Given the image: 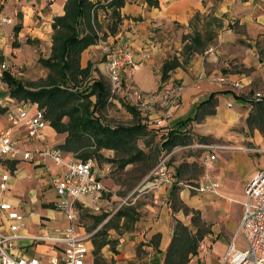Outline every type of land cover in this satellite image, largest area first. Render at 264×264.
Instances as JSON below:
<instances>
[{
  "label": "crops",
  "instance_id": "crops-1",
  "mask_svg": "<svg viewBox=\"0 0 264 264\" xmlns=\"http://www.w3.org/2000/svg\"><path fill=\"white\" fill-rule=\"evenodd\" d=\"M64 2L65 0H0V18L2 16L13 18V22L3 23L0 20V59H4L8 56L7 53L13 51L17 54L16 50L19 52L23 43L40 46L46 38L42 27L52 29L54 15L64 12ZM118 10L120 18L117 21L116 32L110 33L106 28V36L101 37V40L106 43L126 44L132 51L134 59L139 63L132 74V82L135 85L144 90H155L161 82L162 62L174 54L181 62L171 70L168 77V80L183 85L168 125L184 118L189 106L194 107L191 113L194 114L200 101L207 98L211 92H217L215 113L193 120L189 128L193 130L195 136L205 135L221 139V143L218 144L222 146L218 152L216 149H207L215 152L216 155L213 162L214 169L219 175V192H194L180 185H176V190L181 199L193 206H188L186 214L201 211L206 221L203 220L205 232L209 235L207 239L210 246L209 253L213 264H218L236 232L243 208L245 186L253 172L264 167V154H262L264 134L256 128L252 135L245 133L247 131L245 117L250 109L248 100L255 92L264 94V0H124ZM196 13H207V16L212 14L222 20L214 42L211 43L219 53V58L215 61L203 57L202 51L189 54L187 57L182 54L183 34L192 32L194 23L191 21ZM40 20L43 25L37 24ZM16 26L19 28L17 29ZM47 43L48 56L51 51V37ZM99 44L97 41L83 49L80 63L85 66L92 61L101 73L106 75L105 56ZM9 46L14 47L11 49ZM15 58L17 62L28 59H20L18 55ZM5 59L0 62V75L3 74L4 69H9ZM224 59H229L230 68L223 67ZM3 63H6V67H2ZM220 72H224L229 79L239 80L241 88L217 81L215 78ZM1 85L4 90L0 91V106L5 109L0 111V128L11 126L21 147L58 146L64 141L66 133L55 131L48 123L45 127V138L34 142L35 145L32 146V142L25 138L23 125L11 124L8 119L10 111L16 108L19 99L8 91V84L7 87L3 82ZM229 93L235 98L224 97ZM237 99L240 100V104L235 103ZM227 101H231V105H227ZM33 102L31 112L38 106L37 102ZM235 127H241L242 132L238 129L232 130ZM213 142L210 143L217 144ZM253 148H263V150ZM103 150L112 149L103 148L102 153ZM62 151L65 156L72 155L71 152ZM251 154L257 156L253 157ZM95 162L98 166L97 160ZM102 163L103 165L99 167L109 165V170L102 177L103 183L109 185L110 177L106 176L112 166L109 160H104ZM169 168L174 172L170 165ZM60 170V165L50 157L34 154L31 158H23L21 155L13 158L0 153V181L4 173L9 174L8 187L0 188V203L9 201L14 209L22 213L23 220L17 229L18 233L48 234L67 224L64 213L55 206L56 192L52 178ZM177 178L181 179L178 176ZM173 185L163 184L147 192V198L152 202L157 199L158 204L147 203L145 207L142 204L147 214L146 220L141 222L149 225L151 232H160L161 243L166 242L163 239L164 231L161 226L156 225L162 216L164 220L168 215L170 224L168 234L169 236L172 234L173 220L169 214L171 207L163 201L168 199ZM107 196L100 211H93L90 207L85 208L93 213L107 211L110 214L115 209L109 210L112 200ZM79 201L80 204L89 202L84 196ZM221 210H224L225 214L220 212ZM79 227L81 230L87 228L83 223ZM0 228L5 232L10 230L7 210L1 208ZM87 231L91 229L87 228ZM240 237L241 235H238L235 239L237 247L245 243ZM89 245L91 248L90 242ZM59 246L60 244L55 242H36L22 237L16 240L13 252L45 259L56 252ZM197 257L198 254H195L190 259Z\"/></svg>",
  "mask_w": 264,
  "mask_h": 264
},
{
  "label": "trees",
  "instance_id": "trees-1",
  "mask_svg": "<svg viewBox=\"0 0 264 264\" xmlns=\"http://www.w3.org/2000/svg\"><path fill=\"white\" fill-rule=\"evenodd\" d=\"M123 3L124 0H65L64 12L54 15L51 23L50 54L38 57L39 63L47 69L45 75L33 81L16 76L10 69H4L2 74V79L8 84V91L12 96L19 100L37 102L38 106L44 109L47 121L55 131L66 133L64 141L56 147L71 152L70 157L80 160L88 158L96 160L98 155H102L103 148L112 149L120 167L129 162L146 161L148 152L138 145L137 140L147 133L155 134L161 131L160 144L166 150H171L177 144L190 143L194 137L189 128L190 123L207 114L215 113L217 104V92L213 91L199 102L194 114L175 120L170 125H156L139 109L128 103L121 93L126 109L132 114V122L111 125L102 121L101 113L114 93H111L107 76L102 74L92 61L85 66L81 65L80 54L88 45L102 37L95 25L96 6L112 8L116 20L109 25L108 31L114 33L120 18L118 9ZM195 18L196 14L193 20ZM204 24L206 27L204 30L194 28L192 33L183 34L182 54L185 57L203 51L213 41L222 20L211 14L204 20ZM104 33L103 37L106 36V32ZM180 63L176 54L166 58L160 67L161 82L168 79L171 70ZM248 102L250 109L245 117L247 133L252 135L256 128L264 134V94L258 97L251 95ZM4 109L0 106V111ZM197 137L206 140L211 136ZM188 167V162L179 163L174 169L175 175L181 177ZM174 193L175 184L171 191V207L182 208L187 212V205L179 206L173 201ZM83 212H89L92 217L93 222L89 229L97 227L109 213L107 211L93 213L85 207L81 209L80 214ZM171 212L170 208L169 214ZM138 218L139 213L135 206L120 205L95 231L97 237L93 240L94 253L105 244L116 249L118 238L108 237V230L113 228L120 233L121 228L128 229L129 222H134ZM191 222L195 226L194 229L181 217L175 216L172 234L164 248L162 264H187L196 254L198 242L203 237L206 227L198 211L191 215ZM151 242L156 250H162L159 247L160 232L152 235Z\"/></svg>",
  "mask_w": 264,
  "mask_h": 264
},
{
  "label": "built area",
  "instance_id": "built-area-1",
  "mask_svg": "<svg viewBox=\"0 0 264 264\" xmlns=\"http://www.w3.org/2000/svg\"><path fill=\"white\" fill-rule=\"evenodd\" d=\"M1 22H13L10 16H2ZM99 47L105 56L104 72L109 80L111 93L122 92L124 99L145 114L149 120L156 125L168 124L173 115L183 85L180 82H171L166 79L161 82L155 90H144L132 82V74L139 66L134 55L126 44L106 43L98 39ZM203 57L217 60L219 53L213 45H208L202 51ZM6 67V63L2 64ZM223 67L230 68L229 59H224ZM221 83L230 84L241 88L239 80H232L224 72H220L216 78ZM261 92H255L254 96H261ZM34 102L28 99L18 100L16 108L10 111L8 119L11 124H22L25 130V138L29 142L42 141L45 138V127L48 124L42 107L37 106L33 112L30 111ZM231 105V101H227ZM187 146L177 144L172 147V152ZM217 144H202V147L214 150ZM263 150V148H256ZM207 151L205 164L207 168L201 174L200 179L183 181L177 178L169 168L165 154L159 158L156 164L146 173L141 182L134 190L138 193L149 192L163 184L180 185L194 192L211 191L219 192V175L210 170L212 161L216 158L215 152ZM0 153L13 158L21 155L23 158H31L34 154L42 157H50L60 165L61 170L54 174L52 182L56 192L55 206L61 210L67 220V224L57 228L53 233L28 234L18 233L17 229L22 223L23 215L14 209L9 201L0 203V208L7 210L9 221V232L0 228V264H95L89 258V237L91 231H81L78 225L80 211L84 207H90L93 211H100L103 207L105 185L102 177L109 170L105 167L96 166L92 158L85 160L65 156L62 150L56 146L45 145L42 147L23 148L18 143L11 126L0 128ZM0 181V188L8 187V173L3 174ZM84 196L88 204L81 202ZM128 197V196H127ZM127 197L115 208L127 204ZM154 202H158L157 199ZM242 213L237 224L234 237L224 254L220 257L218 264H264V167L259 168L250 176L245 189L242 201ZM114 210V211H115ZM106 216L105 220L113 213ZM242 235L245 243L237 247L235 239ZM28 238L31 241H49L60 244L58 250L42 259L35 255L15 254L13 249L18 238ZM207 236L199 240L196 254L205 255L209 252L210 246Z\"/></svg>",
  "mask_w": 264,
  "mask_h": 264
},
{
  "label": "rangeland",
  "instance_id": "rangeland-1",
  "mask_svg": "<svg viewBox=\"0 0 264 264\" xmlns=\"http://www.w3.org/2000/svg\"><path fill=\"white\" fill-rule=\"evenodd\" d=\"M206 14L207 13L204 14L196 13V18L194 20L192 18V21L194 23L193 29L197 28L199 30H204V28H206L204 24V20L206 19L207 16ZM95 16H96L95 25L98 28L100 35L103 37L105 35L104 32H106V28L108 29V26L112 24L116 20V18L113 15L112 8L104 5L96 6ZM37 24L43 25L41 23V20L38 21ZM42 29L44 31L46 38L44 39L43 43L40 44V46L37 44V46L35 47L33 46V44H31L32 46H30L28 43H23V46L21 49H19V52L18 50H16L17 54L14 53L13 51V53H7L6 55L8 56L4 57V59L6 58L5 61H7L8 63V68L16 76L21 77L24 80H33V81L38 80L39 78L43 77L44 72L47 71V69L44 68L39 63L38 57L47 56L46 54L49 50V44L47 43V41L50 40L52 29L50 30L45 27H42ZM237 29L240 30V28ZM214 39L212 42H210V44L214 42ZM9 47L13 49L14 46H9ZM17 55L18 58L20 59L22 58H28V59L23 62L20 61L17 62L16 58L14 59V57H16ZM4 59L3 58L2 60L0 59V62L4 61ZM2 82L7 87V84L2 80V74H1L0 90H4V88L2 87L3 85H1ZM171 82H176V81H171ZM121 93L122 92L114 93L111 96L109 104L101 113V119L103 122L109 123L111 125H115L118 123L128 124L132 122L133 119L132 114L126 109L124 105V100L121 97ZM224 97H231L233 99L235 98L232 93L226 94ZM235 103L240 104L241 102L240 100L237 99ZM175 108L176 106L174 107V109ZM193 110L194 107L189 106L186 110L187 111L186 116L193 113ZM237 129L242 132L241 127H235L232 130H237ZM245 133H247V131H245ZM193 136H194L193 141L186 144L187 146L172 152V150L163 149L162 145L160 144L161 131L155 134H153L152 132L147 133L146 135H144L143 137L137 140L138 145L143 147L145 151L148 152V157L146 161L129 162L123 167L119 166L117 162V157L114 156L113 150L111 151L103 150L102 155L97 156L96 160L98 162V167L103 165L102 161L104 160H109L112 166L111 171L106 176V177H110V181H109V185L104 184L105 193L103 196L106 197L108 195L107 197H109L110 200H112L109 210L111 211L112 209H115L125 199V197L128 196L127 204L131 206H135L137 208L139 213V218L134 222H129L128 225H130V227L128 229L121 228L120 233H117V231H115L113 228H110L108 230V237L118 238V242L115 244L116 249H112L109 244H105L100 248V250H98L97 253H94L93 240L97 237L95 231H97L99 227L97 226L92 228L95 229V231L92 234V236L89 237V242L92 244L89 250V258L95 264H162L164 248L166 247V244L170 239V236L168 234L170 231L168 215L165 216L164 220H163L164 216H162L161 220L157 223L158 225H156V226H161V229H163L164 231L163 239L166 240V242L161 243L160 241L159 243V247L162 250H156V247H154L151 242V237L155 233V231L151 232L149 225H145V223H142L141 221L146 220V214H147L143 210L142 204L143 207H145L147 206V203H151L154 205L158 203L149 200L147 198L148 196L147 192L140 194L138 193V190H134V189L141 182V180L144 178L146 173L156 164L159 158H161V156L165 154H169V157L167 158V164L170 165L173 169H175L176 166L181 162H188L189 164L188 170H184L181 176V180L188 181V180L200 179L201 174L207 168V165L204 162L207 148L202 147V144H210V142L214 141L215 143H217V145H219L217 148H215L216 152L220 150L222 145L218 144L221 143L220 138L208 137V139L206 140H201L198 139L197 136L195 135ZM33 145H35L34 142H32V146ZM251 155L253 157L257 156L255 154H251ZM213 161H212V166H210V170L216 172L214 169ZM177 188L179 189V187ZM171 196L172 195L170 193L168 199H165L163 201V203L167 202V205H169L170 207H171V201H170ZM173 201H175L179 206L182 204H186L187 206L193 207L192 205L186 203L183 199H181L178 190H176V193H174ZM171 209L172 212L170 214L172 216L173 224L175 221V216H179L185 222L189 223V225H191L193 229L195 228V226L191 222L192 213L186 214L182 208L177 209L171 207ZM220 212L225 214L224 210H221ZM199 215H200V219L204 220L201 211H199ZM92 222H93L92 217L89 214V212H83L79 215L78 225L82 226L83 223L87 228H90ZM87 228H85V230L82 229L81 231H87ZM204 235H206L207 238H209V235L206 232L204 233ZM242 238L243 236L241 235L240 240H242ZM188 264H213V260L212 257L210 256V253L208 252L207 254L201 256H199L198 254V257L190 259L188 261Z\"/></svg>",
  "mask_w": 264,
  "mask_h": 264
}]
</instances>
